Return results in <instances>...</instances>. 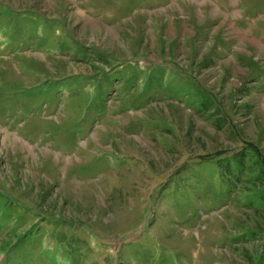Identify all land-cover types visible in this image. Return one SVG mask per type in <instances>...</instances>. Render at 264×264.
<instances>
[{"label": "rangeland", "instance_id": "374dc122", "mask_svg": "<svg viewBox=\"0 0 264 264\" xmlns=\"http://www.w3.org/2000/svg\"><path fill=\"white\" fill-rule=\"evenodd\" d=\"M0 264H264V0H0Z\"/></svg>", "mask_w": 264, "mask_h": 264}, {"label": "trees", "instance_id": "16d2710c", "mask_svg": "<svg viewBox=\"0 0 264 264\" xmlns=\"http://www.w3.org/2000/svg\"><path fill=\"white\" fill-rule=\"evenodd\" d=\"M220 155H222V154H219V155H215V156H216V157H217V156L219 157ZM257 158H258V157H257ZM258 159H259V158H258Z\"/></svg>", "mask_w": 264, "mask_h": 264}]
</instances>
